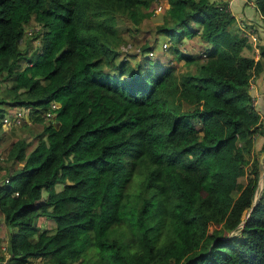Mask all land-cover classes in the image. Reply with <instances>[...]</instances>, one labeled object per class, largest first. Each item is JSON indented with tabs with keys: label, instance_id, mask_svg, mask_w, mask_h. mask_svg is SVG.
Wrapping results in <instances>:
<instances>
[{
	"label": "trees",
	"instance_id": "16d2710c",
	"mask_svg": "<svg viewBox=\"0 0 264 264\" xmlns=\"http://www.w3.org/2000/svg\"><path fill=\"white\" fill-rule=\"evenodd\" d=\"M165 1L0 0V130L16 114L4 106L27 108L21 126L58 103L57 125L0 151L5 264H264L250 91L264 43L243 54L225 0ZM158 4L178 71L131 64L121 48L120 24ZM195 37L204 48H178Z\"/></svg>",
	"mask_w": 264,
	"mask_h": 264
},
{
	"label": "rangeland",
	"instance_id": "374dc122",
	"mask_svg": "<svg viewBox=\"0 0 264 264\" xmlns=\"http://www.w3.org/2000/svg\"><path fill=\"white\" fill-rule=\"evenodd\" d=\"M247 1L248 0H245L244 2L247 4ZM166 3L167 2L164 0V4ZM160 20H161V12L155 11L150 17L145 19L143 22H141L137 26L133 25L130 20H126V23H123V26L119 23L122 28L127 29L125 30L123 34L125 43L121 44V48L122 50H126L127 52L133 55V56H130V57H133L131 61L138 62V63L141 62V64H144L146 66L147 64H149L153 67L155 72L162 64H168V63L174 65L178 71L184 67V65H182V60L175 59V57L172 55V50L170 48L171 44L166 40L168 39L167 36L163 34L158 35L156 32L155 25H156V22ZM259 20H260L259 22L261 23L257 25L258 26L257 28H252V26H250L249 28L250 31L256 37L255 36H251V38L247 37L249 43L251 44V49H244L243 50L244 55L256 57L258 53L257 46L258 44H260L261 41H264V20L260 18ZM236 21L238 25L240 26V28L243 29L241 27V24H242L241 21L240 20H236ZM243 30L245 31V34H247V31L245 29ZM165 41L167 43V46L163 47L162 43H165ZM35 44L38 46V43L33 42V45ZM146 44L149 47H147ZM33 45L31 44L30 50H34ZM255 45L256 47L254 48L253 46ZM142 46H146L145 49H141ZM204 46H205V43L201 42L199 39L197 40V37H195L192 39L187 38L181 45L178 46V48L184 53H189V52L192 53L194 50L198 51L199 47L204 48ZM150 50L153 53V55H150L149 53ZM4 84L5 83H3L2 86H4ZM253 100H255L254 105L258 107V102L256 103L257 97L253 96ZM4 107L5 109L9 111L8 113L10 114H13L16 111V109L12 107L9 108L10 106H4ZM46 110H51V108H47ZM51 114L54 115L55 112L51 110ZM260 114H261V119H264V110L260 111ZM40 115L42 116V118L37 123L32 122L30 124H22L21 126L17 124H10L9 125L10 128L8 130L4 132L0 130V151H3L5 148H7L10 141L16 138H19L22 136L26 137V135L28 134L27 139H32L34 136V133L41 130V128L45 124H48L51 121V118L46 116L45 112L42 111ZM2 126L7 127L8 125H5L3 123ZM257 137H260V136H257ZM261 147H263V150H264V143L261 145ZM0 179H2V176L0 177ZM261 186L264 187V166L261 168V173L259 177V186H258L257 192L259 191V188ZM60 187L61 185L59 183L55 185V189H59ZM41 223H42L41 229L48 228V225L46 224V222L42 221ZM52 227H54V224H52ZM213 227L214 225L213 226L211 225L209 227V230H212ZM216 227H218V225ZM7 231H8L7 227L1 222L0 223V260L1 261L4 260L6 257V254L3 253L4 251L1 250V246L6 244V241H4V239L6 238ZM226 234L229 235L230 232H227Z\"/></svg>",
	"mask_w": 264,
	"mask_h": 264
},
{
	"label": "crops",
	"instance_id": "0c3cea01",
	"mask_svg": "<svg viewBox=\"0 0 264 264\" xmlns=\"http://www.w3.org/2000/svg\"><path fill=\"white\" fill-rule=\"evenodd\" d=\"M225 1H227L228 10L231 12V14L235 18V22H236L235 26L238 27L239 29H241L240 26L238 25L237 21H236V20H240L242 23L241 27L247 31V34H245L246 37L251 38V36H255L250 31L249 28H250V26H252V28H257L258 27L257 25L261 23V22H259L260 21L259 18L262 19V17L256 11L253 0H248L247 4L244 2L245 0H225ZM244 3H245V5H244ZM243 29H241V30H243ZM124 32H125V30L120 32V34L122 35L123 38H124V35H123ZM243 32L245 33L244 30H243ZM260 43H264V41H261ZM253 47L255 48L256 45ZM257 55H256V57H257ZM129 59L132 60L133 57L132 58L130 57ZM130 62H132L131 64L137 63V62H133V61H130ZM162 65H167V64H162ZM250 86H251L250 87L251 95L257 97L256 103L258 102V109L260 111L264 110V98H263V95H264V71H260L253 76V78L251 79ZM26 110H27V108H25L24 106H21V107H18L14 113H19L20 116H23L25 120L29 121ZM50 118H51V122L54 125H57L58 122L56 121L54 115H52ZM262 123L264 126V119H262ZM4 128L6 129V127H4ZM32 143L33 144H32V146H30V148L34 147L35 141L33 140ZM263 143H264V131H263L262 136L255 138V144H254L255 149L260 148ZM261 156H262V154H261ZM263 166H264V163H263L262 167Z\"/></svg>",
	"mask_w": 264,
	"mask_h": 264
},
{
	"label": "built area",
	"instance_id": "2783aa9c",
	"mask_svg": "<svg viewBox=\"0 0 264 264\" xmlns=\"http://www.w3.org/2000/svg\"><path fill=\"white\" fill-rule=\"evenodd\" d=\"M161 7H162V4H158L157 5V7H156V9H155V11L157 12V11H160V9H161ZM163 45V47H165L166 46V43H163L162 44ZM150 53V55H153V53L150 51L149 52ZM252 102L253 103H255V100H253L252 99ZM58 106V103H56V102H51L50 103V107L51 108H56ZM45 115L46 116H51V112L50 111H46L45 112ZM20 114L19 113H16L14 116H12V117H7V116H5L4 118H3V123L5 124V125H10V124H13V123H17V124H19V122H20ZM4 181H7V178H5L4 179ZM1 250H3L4 252L3 253H6V247H5V244L4 245H2L1 246ZM1 261V260H0ZM0 264H5V260H2L1 262H0Z\"/></svg>",
	"mask_w": 264,
	"mask_h": 264
},
{
	"label": "water",
	"instance_id": "95a60500",
	"mask_svg": "<svg viewBox=\"0 0 264 264\" xmlns=\"http://www.w3.org/2000/svg\"><path fill=\"white\" fill-rule=\"evenodd\" d=\"M258 185H259V181H258ZM262 187H263V186H261V187L259 188L258 193L254 196L253 203H252L251 207L253 206V204H254L255 201L257 200V198H258V196H259V194H260V192H261V190H262ZM251 207H250V209L248 210L247 215L249 214V211L251 210ZM247 215H246V216H247ZM241 224H242V222H241L239 225H241Z\"/></svg>",
	"mask_w": 264,
	"mask_h": 264
},
{
	"label": "clouds",
	"instance_id": "9594fccd",
	"mask_svg": "<svg viewBox=\"0 0 264 264\" xmlns=\"http://www.w3.org/2000/svg\"><path fill=\"white\" fill-rule=\"evenodd\" d=\"M165 43H166V41H165ZM162 44H163V43H162ZM166 46H167V43H166ZM166 46H165V47H166ZM47 111H49V110H47ZM51 116H52V114H51ZM51 116H50V117H51ZM48 117H49V116H48Z\"/></svg>",
	"mask_w": 264,
	"mask_h": 264
}]
</instances>
